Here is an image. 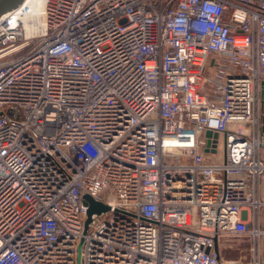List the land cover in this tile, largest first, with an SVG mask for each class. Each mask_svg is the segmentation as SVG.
I'll return each instance as SVG.
<instances>
[{"label":"built area","instance_id":"1","mask_svg":"<svg viewBox=\"0 0 264 264\" xmlns=\"http://www.w3.org/2000/svg\"><path fill=\"white\" fill-rule=\"evenodd\" d=\"M31 1L0 17V264H264V0H37L36 36Z\"/></svg>","mask_w":264,"mask_h":264},{"label":"rangeland","instance_id":"2","mask_svg":"<svg viewBox=\"0 0 264 264\" xmlns=\"http://www.w3.org/2000/svg\"><path fill=\"white\" fill-rule=\"evenodd\" d=\"M28 49V48H27ZM27 49H23L20 54L25 53ZM224 137L220 136L218 144V153L220 158L224 157ZM264 214V211H263ZM264 228V225L262 224ZM222 259L226 261H237L248 264L251 255L249 252L250 241L248 238L232 237L222 240Z\"/></svg>","mask_w":264,"mask_h":264},{"label":"water","instance_id":"3","mask_svg":"<svg viewBox=\"0 0 264 264\" xmlns=\"http://www.w3.org/2000/svg\"><path fill=\"white\" fill-rule=\"evenodd\" d=\"M24 0H0V17L5 14L6 12L17 8ZM264 85V83H263ZM207 137H213L214 138V143L217 142L218 140V133H212V132H207L206 134ZM210 145V144H209ZM206 153L209 152V149L207 148L205 150ZM85 201L86 204L88 205L89 209H88V216H89V220L88 223L90 222V218L94 213L100 214L102 212H105L108 210V207H106L105 205L94 201L91 197L89 196H85Z\"/></svg>","mask_w":264,"mask_h":264},{"label":"bare ground","instance_id":"4","mask_svg":"<svg viewBox=\"0 0 264 264\" xmlns=\"http://www.w3.org/2000/svg\"><path fill=\"white\" fill-rule=\"evenodd\" d=\"M42 4L37 0H32L30 3V13L24 18V24L27 35L39 34L42 24Z\"/></svg>","mask_w":264,"mask_h":264},{"label":"crops","instance_id":"5","mask_svg":"<svg viewBox=\"0 0 264 264\" xmlns=\"http://www.w3.org/2000/svg\"><path fill=\"white\" fill-rule=\"evenodd\" d=\"M260 197H261L262 202L264 203V183L262 184V187H261ZM263 211H264V206H263V208L261 210V223L264 225V214H263Z\"/></svg>","mask_w":264,"mask_h":264}]
</instances>
